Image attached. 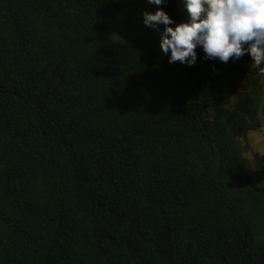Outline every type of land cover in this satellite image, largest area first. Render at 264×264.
Returning a JSON list of instances; mask_svg holds the SVG:
<instances>
[{
	"label": "trees",
	"instance_id": "16d2710c",
	"mask_svg": "<svg viewBox=\"0 0 264 264\" xmlns=\"http://www.w3.org/2000/svg\"><path fill=\"white\" fill-rule=\"evenodd\" d=\"M114 0H0V264H264L210 169L264 195V73L102 45ZM168 15L183 21L181 9Z\"/></svg>",
	"mask_w": 264,
	"mask_h": 264
},
{
	"label": "clouds",
	"instance_id": "9594fccd",
	"mask_svg": "<svg viewBox=\"0 0 264 264\" xmlns=\"http://www.w3.org/2000/svg\"><path fill=\"white\" fill-rule=\"evenodd\" d=\"M145 3L154 10L141 13L142 24L158 31V51L169 64L195 65L199 48L201 59L225 64L247 54L264 71V0H179L180 23L161 7L165 0Z\"/></svg>",
	"mask_w": 264,
	"mask_h": 264
},
{
	"label": "rangeland",
	"instance_id": "374dc122",
	"mask_svg": "<svg viewBox=\"0 0 264 264\" xmlns=\"http://www.w3.org/2000/svg\"><path fill=\"white\" fill-rule=\"evenodd\" d=\"M120 10L106 21V27L99 31L97 40L99 44L106 45L118 41L142 38L157 41L159 33L142 24L141 13L145 10L153 11L154 7L145 3V0H114ZM169 6L180 8L179 0H165L161 5L165 12ZM162 29V26H161ZM247 141L250 148L256 152H264V130H252ZM209 156L210 169L215 178L224 186L229 197L238 203L250 222L252 235L261 240L264 233V195L253 190L249 185L238 186L225 173L220 165L219 153L216 148L206 145Z\"/></svg>",
	"mask_w": 264,
	"mask_h": 264
},
{
	"label": "built area",
	"instance_id": "2783aa9c",
	"mask_svg": "<svg viewBox=\"0 0 264 264\" xmlns=\"http://www.w3.org/2000/svg\"><path fill=\"white\" fill-rule=\"evenodd\" d=\"M262 73H264V71H261Z\"/></svg>",
	"mask_w": 264,
	"mask_h": 264
}]
</instances>
